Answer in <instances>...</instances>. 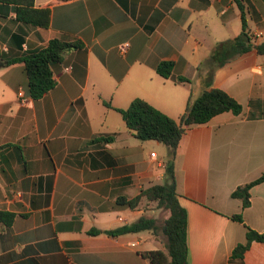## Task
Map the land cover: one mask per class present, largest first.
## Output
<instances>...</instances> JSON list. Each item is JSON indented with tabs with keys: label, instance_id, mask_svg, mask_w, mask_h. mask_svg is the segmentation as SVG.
Listing matches in <instances>:
<instances>
[{
	"label": "crops",
	"instance_id": "crops-1",
	"mask_svg": "<svg viewBox=\"0 0 264 264\" xmlns=\"http://www.w3.org/2000/svg\"><path fill=\"white\" fill-rule=\"evenodd\" d=\"M244 5L260 42L264 0ZM35 8L50 10L47 28L19 22L15 6L0 3L2 52L25 56L55 39L82 47L63 55L54 67L55 88L39 100L28 95L23 63L0 69V211L15 216L11 226H0V264H150L142 254L165 250L160 235L106 232L152 218L145 200L134 209L118 200L132 201L166 181L168 149L136 139L117 109L143 99L179 120L189 100L210 88L225 91L243 110L191 127L176 150L189 264H264L258 242L242 260L232 259L246 242V226L264 233V183L252 187L246 209L232 198L264 175V56L244 54L209 80L216 45L242 32L236 2L35 0ZM162 62L189 82L160 76Z\"/></svg>",
	"mask_w": 264,
	"mask_h": 264
},
{
	"label": "trees",
	"instance_id": "trees-1",
	"mask_svg": "<svg viewBox=\"0 0 264 264\" xmlns=\"http://www.w3.org/2000/svg\"><path fill=\"white\" fill-rule=\"evenodd\" d=\"M68 1L72 0H58V2ZM234 1L241 12L242 32L238 37L216 45L209 61L212 69L209 75L210 81H212L217 69L244 54L255 51L258 55L264 56V39L258 42L249 30L247 19L249 9L244 5V0ZM0 3L14 5V12L19 22L40 28H47L50 25V10L36 9L35 0H0ZM81 47L80 42L68 43L55 39L46 48L25 56L11 57L0 50V69L16 63H23L28 80V95L33 100H39L55 88L54 67L61 63L63 55ZM173 67V63L162 62L156 71L163 78L173 79L176 83L189 82L186 78L174 77ZM210 86L211 84L208 85L209 88ZM106 105L112 108L109 103ZM242 110L240 103L225 91L216 88H210L195 100L190 99L185 113L179 120L165 115L143 99H135L127 109H117L122 114L127 129L136 139L142 142L156 141L164 144L168 149L169 157L164 184L149 186L142 190L138 198L132 201L121 198L118 200V204L134 209L145 200L147 203H156L159 209L168 211L169 217L163 225H159L154 218L142 217L132 225L124 226L115 231H108L106 234L118 236L144 231H151L156 236L162 234L166 239L165 250L143 253L142 256L150 264H189L188 215L180 205L176 191L173 164L176 150L182 136L191 127L207 124L214 117L225 112L240 115ZM107 141L109 142L111 139L108 138ZM261 183H264V175L254 182L238 187L232 193V198L241 200L243 209L248 208L251 204L250 190ZM14 219V214L0 211V226H11ZM233 220L244 223L242 215L234 216ZM246 231V242L234 249L233 260H242L254 242L264 244V233H259L247 226ZM90 234L96 235L100 232L92 231Z\"/></svg>",
	"mask_w": 264,
	"mask_h": 264
},
{
	"label": "rangeland",
	"instance_id": "rangeland-1",
	"mask_svg": "<svg viewBox=\"0 0 264 264\" xmlns=\"http://www.w3.org/2000/svg\"><path fill=\"white\" fill-rule=\"evenodd\" d=\"M155 150V152H157V149H153ZM165 182H163L162 184H164ZM144 209L146 211H149V212H152V218H155L157 220V223L159 225H163L164 222L168 219L169 217V212L168 211H165L163 209H159L157 207V204L156 203H147L145 202L144 203ZM160 236L163 238V240L166 242V239L165 237L160 234Z\"/></svg>",
	"mask_w": 264,
	"mask_h": 264
},
{
	"label": "built area",
	"instance_id": "built-area-1",
	"mask_svg": "<svg viewBox=\"0 0 264 264\" xmlns=\"http://www.w3.org/2000/svg\"><path fill=\"white\" fill-rule=\"evenodd\" d=\"M128 46H129L128 44H125V47H128ZM19 96L22 97V98H24V94H23V92H20V93H19ZM23 101H24V102H27V99H23ZM155 156H156L155 153H152V154H151V157H152V158L155 157Z\"/></svg>",
	"mask_w": 264,
	"mask_h": 264
}]
</instances>
